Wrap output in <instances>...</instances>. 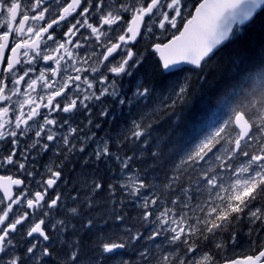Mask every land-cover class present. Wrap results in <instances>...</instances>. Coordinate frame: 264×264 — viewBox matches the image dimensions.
<instances>
[{"label": "snow or ice", "instance_id": "snow-or-ice-1", "mask_svg": "<svg viewBox=\"0 0 264 264\" xmlns=\"http://www.w3.org/2000/svg\"><path fill=\"white\" fill-rule=\"evenodd\" d=\"M261 12L264 0H0V101L12 105L0 107V140L13 145L0 167L11 165L24 176H0V264H264V59L238 71L220 101L227 118L213 120L191 148L181 149L178 163L168 140L152 138L159 121L157 109L149 108L157 93L151 80L138 82L131 95L118 84V78L148 71L143 54L133 51L141 39L171 33L166 42L152 43L160 60L151 73L168 91L162 107L174 109L189 96V78L169 77L184 72L183 63L202 70ZM13 34L19 39L10 42ZM40 60L51 63L33 79ZM6 80L11 95L5 94ZM12 96L23 99L13 102ZM108 98L137 109V117L115 138H99L92 129L107 123L111 109L97 105ZM97 113L101 123L93 119ZM137 151L146 153L140 160L146 167L132 170ZM49 152L58 164L43 165L44 172L28 170ZM110 162L120 167L122 183L98 176ZM77 167L90 169L93 177L83 180V189L73 183ZM161 171L162 185L148 181L150 173ZM61 182L72 184L70 192L51 195ZM103 192L110 209L92 215ZM119 194L138 211L139 228L129 223L127 201L117 199ZM66 195L82 211L68 208ZM61 213L64 218L57 219ZM82 233L95 237L87 252ZM241 233L254 254L233 259L226 253L239 245ZM128 253L135 259H126Z\"/></svg>", "mask_w": 264, "mask_h": 264}, {"label": "trees", "instance_id": "trees-1", "mask_svg": "<svg viewBox=\"0 0 264 264\" xmlns=\"http://www.w3.org/2000/svg\"><path fill=\"white\" fill-rule=\"evenodd\" d=\"M262 59H264V12L257 15L252 24L246 28L245 34L235 43H230L217 51L215 56L207 62L202 70L183 67V69H185L184 72L180 73L178 76L169 77V80L172 81H180V79L182 81L185 77H188L190 91L187 100L183 104L178 103L174 109L169 108L165 110L160 103V99L167 96L168 91L160 89L159 77L151 73V68L156 64L157 60L153 53L148 52L144 61V68L148 71H141L137 75H139L140 82L148 78L157 88V93L153 96L152 101L149 102V108L157 109L155 119L159 121V123L154 126L152 138L168 140V150L175 153L173 159L178 163L179 156L182 154L181 149H187L193 143L197 142L198 138L206 134L207 131H209L208 125H210L213 120H223L227 118L226 113L228 108L222 105L220 101L236 80L239 79L237 76L238 71L251 65L259 64ZM241 61H247V65L241 64ZM198 77L202 78L198 79ZM106 107L111 109V114H113L112 119L107 117V123H101V118L98 117V113L94 115L93 119L97 123H101V129L104 130V134L108 133V135L114 138L130 127V122L137 117V109H130L129 107L120 105L118 107L109 99H106ZM112 151L117 154H122L117 152L115 146L112 147ZM132 154V152L128 153V155ZM145 155L146 153H141L138 159L132 162V169L137 170L146 167V165L140 162V160L144 159ZM105 167L111 169V171L106 173ZM76 170L78 175L76 176L75 185L83 189V180L87 179L90 182L93 178L91 170L84 169L82 172L79 167H77ZM85 172L88 173L87 176L83 174ZM120 173V167L115 164V162H110L107 166H101L98 176H103L108 183H115L114 179H116ZM157 175L160 176V179H155ZM149 180L152 182L156 181L162 185L164 183L163 172L150 173L148 176V181ZM118 197L122 200L120 194L117 196V199H119ZM80 198L83 200L82 194ZM96 201L98 206L92 215H97L110 209L111 205L110 201H108L107 192L98 194L96 196ZM106 202L107 207H103L106 205ZM73 206L78 208V211H82L79 204L72 202L71 208H73ZM130 209L133 210L135 208H131L127 204L125 211L128 214L129 223H135L132 214H130L132 211ZM61 215H63V213ZM68 218L72 220L73 224L78 223V220L72 218L71 214H69ZM135 225L138 226L140 224L135 223ZM82 236L85 246L84 251L87 252L88 246H90L95 237H92L91 234L84 235L83 233ZM244 237L245 234L241 233L239 239H241L242 242L234 248L231 247L228 250L231 252L226 253L227 256L232 258L237 255L254 254L252 250L254 246L249 244V242L243 243ZM248 238L247 236V239ZM253 240L256 241L257 245L259 244L258 240ZM126 257L128 259H133V257L128 254Z\"/></svg>", "mask_w": 264, "mask_h": 264}, {"label": "flooded vegetation", "instance_id": "flooded-vegetation-1", "mask_svg": "<svg viewBox=\"0 0 264 264\" xmlns=\"http://www.w3.org/2000/svg\"><path fill=\"white\" fill-rule=\"evenodd\" d=\"M3 20H4V17H0V26H2V22H3ZM43 23H44V22H42V21H41V22H38V24H40V25H42ZM31 26L35 27V26H37V25H36V24H31ZM26 27H27V26H26ZM57 31L59 32V29H58ZM23 38L26 39V38H27V35H25ZM15 39H19V37L15 36V34L10 35V42H11L12 40H15ZM140 43H141V40L139 41V43H137V44L135 45V47H133V51H134V52L139 53ZM10 54H11V53H10V50H6V55H10ZM80 55H81V53H80ZM22 59H23V58H22ZM66 59H67V58H66ZM156 60H157V59H156ZM48 63H51V62H45V61H43V60H40V61L35 65V67H36V72L32 74V77H31V78L34 79L37 75H39V71H40V69H41L42 67H44L46 64H48ZM61 63H62V65H63L65 62L62 61ZM53 66H55V65L53 64ZM95 66L99 67V65H95ZM3 67H5V65L0 64V70H2ZM19 67H20V66H18V68H19ZM17 74L19 75V74H22V73H19V72H18ZM71 74L74 75V73H71ZM4 76H7V73H4ZM137 76H138V75L136 74V75H134V76H132V77H127V76H125V77H122V78H118V84H119L120 88H121L124 92H126V93H127V91L130 92V91L132 90V86H133V85H137V81H138V77H137ZM89 78L91 79V74H90ZM0 79H3V76H0ZM97 79H98V77H97ZM5 83L8 84V90H6V93H5V94H6V95H11L12 84L9 83L7 80L5 81ZM19 87L21 88V91H22V92L26 90V84H25L23 81L21 82V84H20ZM95 87H96V88H99V87H101V85L97 84ZM37 93H39V95H43V94H44L43 90L40 88L39 85H38V87H37ZM37 93H33V94H32L34 99L37 98ZM22 99H23V96H12V101H13V102H15V101H17V100H22ZM108 99L112 101L111 98H108ZM112 102H113V101H112ZM113 103H114V102H113ZM116 105H118V104H116ZM4 106H9V107H11L12 105H10V104H6L5 102L0 101V107H4ZM15 107H16V106H15ZM97 107H98V108H105V107H106V100L104 101V103H103L102 105H97ZM17 109H19V105H18ZM24 111H25V112L28 111V107H27V106H25ZM10 115H11V114H10ZM62 115H66V114H62ZM93 117H94V116H93ZM52 118H57V119H58V117H56L55 114H53V117H52ZM77 119H78V121H82V122H83V124H81V126L86 125L87 121L84 120V117H83V116H78ZM30 123H31V122H30ZM74 126H76V125H74ZM7 130L10 131L11 129H7ZM85 131H88L87 128L85 129ZM92 131H95V132H96L97 137H99V138H102V137H103L104 130H102V129H94V128H93ZM89 134H90V133H89ZM29 135H31V133H30ZM20 139H21V145H20V147L23 148V147L25 146V138L21 137ZM27 143L30 144L31 141L28 140ZM92 145H93V144H92ZM92 145H91V147L88 148V150H91V149H92ZM12 147H13V145L10 143V141H9L8 138H5L4 140H0V158H2V157H4V156H7V155L11 152ZM35 155H36V154L33 153V156H35ZM85 155H86V154H85ZM81 162H82V161H81ZM58 163H59V158H58L56 155H54L52 152H49L47 155H44V156H42V157H38V158H37V163H36L35 165L30 166L28 170H29V171H32L33 168H38V170H39L40 172H44V167H43V165L54 166L55 164H58ZM69 167H72V165H69ZM67 174H68V168H65V175H66V177H67ZM8 175L13 176L14 178H20V179H23V178H24V176L21 175V174L18 172V170H17L16 167H13V166H11V165H4L3 167H0V176H8ZM77 175H78V174H77V170H76V172L73 174V177H72V179H73V183H74V184H75L76 176H77ZM39 178H40V177H37V179H39ZM45 178H47V177L45 176ZM71 187H72V184H69V185L66 187L65 184H64L63 182H61V183H60V186H59L58 188H56V191H55V192H51L50 194L53 195V196H55V194H56L57 192L67 194L68 192H70ZM13 191H14V194H18V193L16 192V188H15V187H14ZM0 195H2L1 192H0ZM71 195H75V193L73 192V193H71ZM65 204L67 205L68 208H71V206H72V201H71L70 199L67 198V195L65 196ZM69 206H70V207H69ZM61 214H62V213H61Z\"/></svg>", "mask_w": 264, "mask_h": 264}, {"label": "rangeland", "instance_id": "rangeland-1", "mask_svg": "<svg viewBox=\"0 0 264 264\" xmlns=\"http://www.w3.org/2000/svg\"><path fill=\"white\" fill-rule=\"evenodd\" d=\"M158 35H159V32H158ZM170 35H171V33H168V34H165L164 36H161L160 37V39H155V38H153L152 40H147V39H141V43H140V49H139V54H143V56L146 58L147 57V55H148V52H150V50H149V47L151 46V44L152 43H154V42H162V41H164V40H166L167 38H169L170 37ZM83 55V52H81V56ZM148 62V61H147ZM147 64V63H146ZM77 67H79V66H81L80 64H77L76 65ZM86 67V66H85ZM102 71H103V69H102ZM74 75H75V73H74ZM90 76V75H89ZM180 77H181V75H180ZM180 81H181V79H180ZM138 82H140L139 81V75H138V81H137V83ZM135 87H136V85H133L132 86V90L130 91V92H128L127 91V93L129 94V95H131V92L135 89ZM16 106V108L18 107V104H16L15 105ZM118 107H119V105H117ZM102 109V108H101ZM118 113H120V112H118ZM16 114H19V112H18V109H17V112H16ZM113 118V114H111L110 116H109V119H112ZM122 127H123V125H122ZM210 130V129H209ZM106 135H108V133H105V134H103V137L102 138H106ZM196 143V142H195ZM195 143H193L191 146H189L188 148H191ZM96 147V145L95 144H93L92 145V149L91 150H88V152H91L94 148ZM140 154H141V152H139V151H137L136 152V155H137V157H139L140 156ZM132 170H134V169H132ZM114 181H115V183H122L123 182V179H122V175H121V173H120V175L116 178V179H114ZM149 182H152L151 180H149ZM152 183H155L157 186H160V184L158 183V182H156V181H153ZM121 195V198H122V200H126L127 201V204L129 205V207H131V208H134L133 207V205H132V203H131V200H130V198H126L123 194H120ZM82 196H83V198H84V195H83V193H82ZM119 198V197H118ZM120 199V198H119ZM16 206L14 205V208H15ZM76 208V207H75ZM130 210H132V209H130ZM130 214H132V217H133V220H135V223H139L138 222V211L136 210V209H133L131 212H130ZM57 219H60V218H64L63 217V215H59V216H57L56 217ZM140 224V223H139ZM137 228H139L140 227V225H138V226H136ZM246 239V240H245ZM252 239H256V240H258L257 239V237L256 236H254ZM245 240V241H244ZM239 241L240 242H242L241 241V239H239ZM249 241V238L247 239V235L245 234V237H244V239H243V243H247ZM259 241V240H258ZM239 242V243H240ZM231 248V247H230ZM229 248V249H230ZM228 252H231V251H228ZM227 252V253H228ZM128 255H133V254H130V253H128ZM133 257V259H135V256H132ZM125 258L126 259H128L126 256H125Z\"/></svg>", "mask_w": 264, "mask_h": 264}, {"label": "water", "instance_id": "water-1", "mask_svg": "<svg viewBox=\"0 0 264 264\" xmlns=\"http://www.w3.org/2000/svg\"><path fill=\"white\" fill-rule=\"evenodd\" d=\"M170 38V37H169ZM167 41V39L165 40V41H163V42H166ZM155 43H159V42H155ZM150 50L153 52V53H155V55H156V57H157V59H158V61L160 60V56H159V53H157V52H155V50H154V48H152L151 46H150ZM180 67H190V68H194L195 69V66L194 65H191V64H188V63H183V64H181L180 65ZM15 187V186H14ZM1 192V194H2V191H0ZM250 255V254H249ZM244 256H237V257H234L233 259H235V258H240V259H242Z\"/></svg>", "mask_w": 264, "mask_h": 264}, {"label": "bare ground", "instance_id": "bare-ground-1", "mask_svg": "<svg viewBox=\"0 0 264 264\" xmlns=\"http://www.w3.org/2000/svg\"><path fill=\"white\" fill-rule=\"evenodd\" d=\"M138 77V76H137ZM118 116V115H117ZM123 116V115H122ZM118 117H120V116H118ZM70 207V206H69ZM73 207H75V206H73ZM78 209V208H77ZM138 216V215H137ZM131 256V255H130ZM132 256H134V255H132Z\"/></svg>", "mask_w": 264, "mask_h": 264}]
</instances>
